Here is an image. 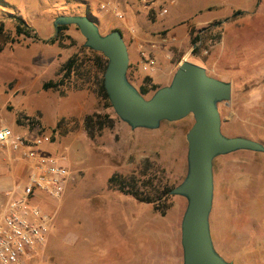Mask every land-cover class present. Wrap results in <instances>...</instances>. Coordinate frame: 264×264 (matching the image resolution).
<instances>
[{"label":"rangeland","instance_id":"1","mask_svg":"<svg viewBox=\"0 0 264 264\" xmlns=\"http://www.w3.org/2000/svg\"><path fill=\"white\" fill-rule=\"evenodd\" d=\"M3 1L8 3L0 0L6 31L0 37V127L32 139L49 136L50 141L30 150L47 157L67 155L70 171L60 203H40L53 220L46 262L38 264H146L147 246L132 240L124 244L121 231L133 204L137 216L151 213L153 228H167L168 251H179L187 202L170 194L158 201L157 210L154 203L121 194L109 179L114 174L135 179L141 191L155 198L179 185L187 174L186 135L193 115L165 121L158 129L132 130L103 99L94 77H71L63 91L43 89L45 82L60 77L73 55L90 64L94 58L84 49L86 38L77 26L56 33L54 22L58 16L86 15L102 34L109 33V25L121 30L130 53L128 77L138 89L145 76L167 83V67L174 74L184 58L231 81L232 100L219 104L223 133L264 144V0H158L149 7L146 0H129L132 29H138L129 36L124 25L129 12L116 4L123 15L117 16L115 0ZM109 1L112 5L103 8ZM16 18L24 19L41 40L18 37ZM210 26L204 45L194 42ZM54 37L59 39L48 42ZM90 114L106 122L111 118L113 126L90 136L85 126ZM8 153L0 146V163ZM214 184L210 221L216 250L236 264H264V152L239 150L217 157Z\"/></svg>","mask_w":264,"mask_h":264},{"label":"water","instance_id":"2","mask_svg":"<svg viewBox=\"0 0 264 264\" xmlns=\"http://www.w3.org/2000/svg\"><path fill=\"white\" fill-rule=\"evenodd\" d=\"M60 25H75L86 38L85 47L108 59L104 85L116 115L132 129H158L193 115L188 142L187 174L171 194L187 199L181 221L183 264H236L216 250L211 231L214 205V161L239 150L264 152V144L246 137H230L222 131L220 103L232 100L233 84L210 75L207 69L184 58L170 84L159 87L150 97L130 81V53L123 33L114 29L102 34L86 15L58 16Z\"/></svg>","mask_w":264,"mask_h":264},{"label":"built area","instance_id":"3","mask_svg":"<svg viewBox=\"0 0 264 264\" xmlns=\"http://www.w3.org/2000/svg\"><path fill=\"white\" fill-rule=\"evenodd\" d=\"M146 1L149 7L157 0ZM111 5L108 2L102 7ZM114 11L117 16H123L117 12V5ZM162 13H166V10ZM149 63L154 64V61ZM46 141H50L49 136L38 135L35 139H29L16 134L9 126L0 127V146L14 152L22 151L25 158L33 161L27 177L0 196V264L46 262L44 251L53 215L44 210L40 203L59 204L70 181L67 155L47 157L30 150Z\"/></svg>","mask_w":264,"mask_h":264},{"label":"trees","instance_id":"4","mask_svg":"<svg viewBox=\"0 0 264 264\" xmlns=\"http://www.w3.org/2000/svg\"><path fill=\"white\" fill-rule=\"evenodd\" d=\"M1 4H7V2L1 0ZM1 10V9H0ZM4 11V10H1ZM242 13L236 12L233 16L238 15ZM221 22H217L214 26H219ZM69 25H60L59 31L62 32L63 30L67 29ZM211 30V26L206 28L203 33L196 36L194 42L201 41V45H204L206 38L210 35L209 32ZM16 34L17 36H24L33 38L36 40H41L40 36L37 34L35 29L31 27L24 19L22 18H16ZM6 35V31L4 28L3 22L0 23V37H3ZM58 37H54L48 40V42L54 43L58 40ZM15 39L12 38L11 41H14ZM2 47H0L1 49ZM85 50L90 51L93 54V60L92 63L90 62H84L82 58H80L79 54H75L72 57H70L61 67L60 70V77L57 80H51L48 82H45L43 84V89H54L58 91H63L64 86L67 83V80L71 77L78 78L79 80L82 79L84 75H86L87 81H91V78L94 77V81L96 85L99 88L100 94L103 97L104 100L108 102L109 106H112L108 93L105 89L104 85V74L107 68L108 59L104 56L103 53L97 52L95 50H92L90 48L84 47ZM94 72V76H93ZM159 87H161L159 84L153 82V79L150 76H145L143 79V82L141 86L139 87L140 92L143 95H147L151 92H155ZM109 117V116H108ZM85 126L90 136H94L95 131L101 132L103 128L106 126L111 127L113 126V120L111 118H108V122L103 120V118L98 114H90L85 117ZM111 185L116 187L121 194L124 195H130L134 197L139 202H146V203H154L157 210H160V204H158L159 200H161L163 197H166L171 194V188H166L162 191V196L159 198H155V196L150 192L141 191L137 187V182L135 179H132L131 181H127L126 178L120 174H114L109 179Z\"/></svg>","mask_w":264,"mask_h":264},{"label":"crops","instance_id":"5","mask_svg":"<svg viewBox=\"0 0 264 264\" xmlns=\"http://www.w3.org/2000/svg\"><path fill=\"white\" fill-rule=\"evenodd\" d=\"M115 1L117 2L115 3V5L119 4L127 12H129L130 17L128 19V22L124 24L125 29L128 30V32H130L128 36L132 32H137L138 29L137 30L132 29L133 21H135V15L131 11L129 0H115ZM114 29L117 28L114 25H109L108 32H111ZM173 76L174 74L172 72V68L169 66L164 72V77L168 79L167 83H165L164 78L158 80L153 78V82L159 84L160 86H165L170 84ZM225 80H227V78ZM159 81H161V83H159ZM19 135L24 136V134H19ZM8 151H9L8 155L4 157L3 161L0 163V196L3 194V192L13 189L17 184V182L22 181L24 178H26L33 163L32 160L27 159L23 156L22 151L14 152L10 149H8ZM179 197H181L187 202V199L185 197L183 196H179ZM134 208L135 207L133 204V207L131 208L132 211L131 216L125 217L124 220H126V224H124L121 227V231H123L124 234L123 237L125 238L124 244H127L128 242L130 243L132 240L133 242L137 241L139 245L141 244L146 245L148 251L143 253V257L144 259H146V264H170L169 258L170 259L173 258V262H172L173 264H183L181 235H180L179 251L177 248L175 249L172 248L171 251H168L169 240H168L167 228L166 229L153 228L151 223V213L140 214L139 216H137ZM242 220H244V218ZM246 220H248V217L246 218ZM127 224L129 225V227L130 225H132L133 228L130 230Z\"/></svg>","mask_w":264,"mask_h":264}]
</instances>
